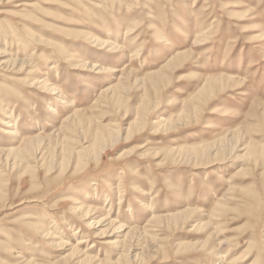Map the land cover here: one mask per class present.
Instances as JSON below:
<instances>
[{
	"label": "rangeland",
	"instance_id": "obj_1",
	"mask_svg": "<svg viewBox=\"0 0 264 264\" xmlns=\"http://www.w3.org/2000/svg\"><path fill=\"white\" fill-rule=\"evenodd\" d=\"M0 149V264H264V0H0Z\"/></svg>",
	"mask_w": 264,
	"mask_h": 264
},
{
	"label": "bare ground",
	"instance_id": "obj_2",
	"mask_svg": "<svg viewBox=\"0 0 264 264\" xmlns=\"http://www.w3.org/2000/svg\"><path fill=\"white\" fill-rule=\"evenodd\" d=\"M206 39V38H205ZM97 41V40H96ZM198 41V40H197ZM40 42V41H39ZM99 42V41H98ZM97 42V43H98ZM99 45H102V46H107V45H109V44H107V42H99ZM21 64H26V61H22L21 60ZM101 67V66H100ZM100 70H102L103 72H106V70L104 69V68H99ZM113 71H115V70H113ZM31 84V88L33 87V85H34V82H31L30 83ZM44 85H46V83H44ZM44 85H42V86H44ZM34 86H36V85H34ZM110 89V88H109ZM48 90L52 93V94H59V92H58V89L56 88V87H54V86H51L50 88H48ZM113 90V89H112ZM105 93H108V91H106ZM167 121V123H168V120H166ZM15 122H16V120H14L13 122H10V123H8V125H7V127L10 129V131L8 132L9 134H14V131H17V128L15 127L16 125H15ZM162 124V123H161ZM165 126V125H164ZM171 126V125H170ZM7 133V134H8ZM102 134V133H101ZM117 134H120V132L118 131V130H116V135ZM129 135H131V132H130V134ZM16 136V135H15ZM12 137H13V135H12ZM98 137V136H97ZM102 137V136H101ZM101 137H98L97 139H99V138H101ZM50 138H52V136L51 135H46V137H38V138H36V139H30L29 141H26V143H27V148H30V149H28V150H30V151H28L29 152V154H28V156L29 155H31L32 154V158H34V161H33V164H35V166H33L32 168H31V170L34 168V169H39L40 170V168H41V166H43V164H41V161L44 159V158H42L44 155H46V151L48 150V148L50 147V146H52L49 142H48V139H50ZM64 138H66V136L64 137ZM63 138V139H64ZM104 139V138H103ZM50 141V140H49ZM63 141V140H62ZM95 141H97V140H95ZM101 142V141H100ZM95 143H97V142H95ZM94 143V144H95ZM97 144H99V143H97ZM102 143H100V145H101ZM26 145V144H25ZM103 145H105V143L103 144ZM102 145V146H103ZM47 146V147H46ZM25 147V146H24ZM57 147V146H56ZM69 147V146H68ZM68 147H65V148H68ZM94 147V146H93ZM26 148V147H25ZM96 148H98V147H96ZM57 149V148H56ZM55 149V150H56ZM99 149V148H98ZM14 150H16V149H14ZM14 150L13 149H0V175L1 176H3L4 174H5V172H7L8 170H6V169H9V170H14L15 169V167H17V166H20L21 165V163L20 162H23L22 161V159H21V156H22V154L21 155H19L18 154V157H19V159H18V157H17V155H16V157L15 158H11V157H9L10 155H11V153L13 152L14 153ZM17 150H19V149H17ZM17 150H16V152H17ZM23 150V149H22ZM22 150H19V151H22ZM27 150V149H26ZM54 150V149H53ZM64 150V149H63ZM66 150V149H65ZM89 150H90V148H89ZM105 150H106V148L104 147V148H102V149H100V151L99 152H97L96 153V156H97V166H99V164L101 163V161H102V159H103V154H105L104 152H105ZM24 151V150H23ZM87 151V147H82V149L81 150H79V149H77V147H74V146H70L63 154H64V157H65V159L63 158V163H62V168H61V170H62V172L64 171V170H66L65 169V167L67 168L68 167V164H69V162H71L73 159L75 160H77L78 158V160L80 161V159L82 158V160H83V157H84V155H85V153H88V152H86ZM96 151V150H95ZM58 152H60L61 153V151L59 150ZM23 153V152H22ZM57 153V152H56ZM61 153V154H62ZM95 153V152H94ZM57 154H59V153H57ZM57 154H56V156H57ZM26 155V154H25ZM24 155V156H25ZM60 155V154H59ZM119 157L117 158V161L118 162H122L121 164H123L124 165V161H125V159L127 158V156L125 155V153H121L120 155H118ZM54 158V157H53ZM21 160V161H20ZM78 161V163H75V164H77V166H79L81 163ZM11 162H12V164H11ZM28 163H29V161H27ZM31 162V161H30ZM81 162H85V159L83 160V161H81ZM2 163H5V166L6 167H8L10 164V168H5L4 166H2ZM67 163V164H66ZM24 165L26 164V163H23ZM30 164V163H29ZM83 164V170H85L86 168H87V166H88V164L87 163H82ZM27 165V164H26ZM54 166L55 165H50L49 167H48V172L49 171H51L53 168H54ZM76 166V167H77ZM28 167V169L30 168L29 166H27ZM19 169V168H18ZM27 169V168H26ZM30 170V169H29ZM29 170H27V171H29ZM53 171V170H52ZM120 173L121 174H124V172L123 171H120ZM97 185V183L95 184V186ZM122 185V184H121ZM94 186V187H95ZM156 197V196H155ZM72 199V198H71ZM70 198H68V197H64L63 199H62V201L60 202V203H65V202H72L73 200H71ZM74 199V198H73ZM222 206V205H221ZM74 210H76V209H73V211ZM81 210V209H80ZM78 211V210H77ZM85 212H84V214L83 213H77V212H75V214H77V217H78V215L79 214H83L82 215V217L81 218H84V219H86V220H89V219H91L93 216H95V214H93V213H91L90 212V210L89 209H87V210H84ZM110 211V210H109ZM81 212V211H80ZM74 214V215H75ZM151 219H153V224H156L155 225V230H153V229H147V230H145L144 231V234H143V238H145V237H149V239L151 238L152 240H154V241H156L157 243L159 242V238H157V234H155V233H160V228H162L161 226H162V224H163V222H166V220L167 219H169V217L168 216H162V215H160V216H155L154 214H152V217H151ZM110 221L109 222V224H108V226H107V228L105 229V230H108V229H110V228H112V229H114V233L116 234V233H121V231H124V227L122 226V225H120L119 223L117 224V221L115 220V219H110L108 216L104 219H96V221H93L92 223H90L89 224V228H94L95 229V227H99V226H103L104 225V223L105 222H107V221ZM152 224V225H153ZM149 226V225H148ZM92 228V229H93ZM151 228H153V227H151ZM100 231V230H99ZM98 231V232H99ZM102 233H107V231L105 232V231H101ZM134 232H135V228H130L129 227V229H128V232H127V238L125 239V241H124V243H123V247H124V253L121 255V257L119 258V261H121V260H124L125 262L124 263H131V262H137L138 264L139 263H142V262H144V261H147V260H154V258H156V256L158 255V253L159 252H161V250H160V246L161 245H158V246H155L156 247V250H153V249H148V245L146 246H144L142 249H141V253H137L136 255H133V252H135L136 250H135V248H137L136 247V245L135 244H133V243H136V241H138V240H140V239H138V237H133L134 235ZM148 232L150 233V234H148ZM100 235H96V237L95 238H97V237H104L105 235L104 234H102L101 235V233H99ZM107 235V234H106ZM94 238V239H95ZM103 239V238H102ZM134 240V241H133ZM87 241H83V240H81L80 242H79V246L81 245V244H83V243H86ZM159 244V243H158ZM150 247V246H149ZM135 250V251H134ZM139 250V249H138ZM72 251H74V250H72ZM76 251V250H75ZM153 252H156V253H153ZM153 253V254H152ZM135 254V253H134ZM91 256V255H90ZM90 256H86L84 259L85 260H83V261H85V263L86 262H89V261H91V260H93V258L92 257H90ZM119 261H117V262H113V263H111V264H118V262ZM126 263V264H127ZM28 264V263H27ZM82 264H84L83 262H82ZM87 264V263H86ZM143 264V263H142Z\"/></svg>",
	"mask_w": 264,
	"mask_h": 264
}]
</instances>
